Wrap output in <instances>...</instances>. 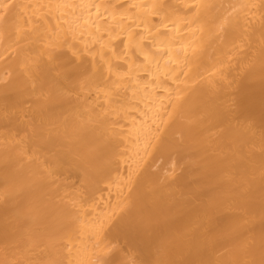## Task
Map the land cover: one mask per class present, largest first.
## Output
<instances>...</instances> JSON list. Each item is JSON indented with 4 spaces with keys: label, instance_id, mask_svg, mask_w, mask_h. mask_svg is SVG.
Returning <instances> with one entry per match:
<instances>
[{
    "label": "bare ground",
    "instance_id": "bare-ground-1",
    "mask_svg": "<svg viewBox=\"0 0 264 264\" xmlns=\"http://www.w3.org/2000/svg\"><path fill=\"white\" fill-rule=\"evenodd\" d=\"M0 264H264V0H0Z\"/></svg>",
    "mask_w": 264,
    "mask_h": 264
}]
</instances>
